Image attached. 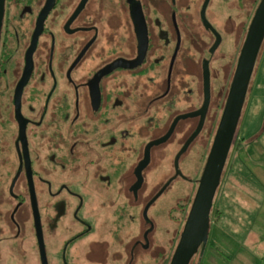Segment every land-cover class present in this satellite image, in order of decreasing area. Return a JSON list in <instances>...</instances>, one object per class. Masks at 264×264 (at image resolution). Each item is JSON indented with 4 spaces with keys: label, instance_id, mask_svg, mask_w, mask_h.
Here are the masks:
<instances>
[{
    "label": "flooded vegetation",
    "instance_id": "flooded-vegetation-1",
    "mask_svg": "<svg viewBox=\"0 0 264 264\" xmlns=\"http://www.w3.org/2000/svg\"><path fill=\"white\" fill-rule=\"evenodd\" d=\"M258 2L4 0L0 264H166L150 210L189 182L186 219Z\"/></svg>",
    "mask_w": 264,
    "mask_h": 264
},
{
    "label": "rangeland",
    "instance_id": "rangeland-1",
    "mask_svg": "<svg viewBox=\"0 0 264 264\" xmlns=\"http://www.w3.org/2000/svg\"><path fill=\"white\" fill-rule=\"evenodd\" d=\"M249 6V4H245ZM264 43L259 51L256 66L253 70L250 86L246 95L245 102L243 104L242 114L237 126V131L232 142V146L229 149L227 158L224 164L223 174L220 180V186L217 189L216 195L219 194V197L224 194L223 188H225V182L229 179L237 182L236 186L233 188H240L241 195L240 198L234 200L240 201L241 208L239 210L236 206V203L233 204L232 213L235 216L242 213L248 216L249 221L254 220L264 222V194L263 185L264 184ZM192 127V126H190ZM199 139V138H198ZM198 140L194 141L188 149V159L187 163L189 168H193L196 165H199L203 160L204 147L199 148ZM128 160H124V167L128 164ZM231 162V164H230ZM163 166L156 164L155 169L152 172L153 174L158 173ZM121 180V179H120ZM245 181L244 184H239V182ZM189 182L182 181L184 189L179 191L175 188L169 190L166 195L162 196L157 200V204L150 210L157 220L156 222V231L163 238L172 239V247L174 250V245H176L178 234L182 229L184 224V217L181 216V212H173L174 215L170 212V205L173 203V200L184 192L189 187ZM175 186V185H173ZM261 186V187H260ZM122 187V186H121ZM150 188L148 183V189ZM245 189V192L243 190ZM125 189H120V201L125 199ZM245 193V194H244ZM246 194L250 196L246 197ZM216 198V197H215ZM184 200V197L181 198ZM238 203V202H237ZM247 205L245 207V205ZM262 208V209H261ZM132 211V210H130ZM175 211V210H173ZM131 216H134V221L129 224H134L133 229L139 231V210L134 208ZM226 214V212L224 211ZM178 215V217L175 216ZM212 218V210H211ZM214 219V218H213ZM245 222L242 226V229L245 230V224L249 223L247 220L242 218ZM241 224V223H240ZM209 233L207 245L213 239L214 234L211 236ZM128 238V237H127ZM121 245L126 243V239L121 240ZM215 243L214 240H212ZM111 251V249H108ZM202 254L201 249H198L196 253L192 256L189 264H196L197 257ZM206 258V255L203 256ZM170 256L166 259V264L169 261ZM146 258H142L141 262L146 264ZM120 264H125L124 257H120Z\"/></svg>",
    "mask_w": 264,
    "mask_h": 264
},
{
    "label": "water",
    "instance_id": "water-1",
    "mask_svg": "<svg viewBox=\"0 0 264 264\" xmlns=\"http://www.w3.org/2000/svg\"><path fill=\"white\" fill-rule=\"evenodd\" d=\"M4 0H0V25ZM264 38V0H259L240 48L226 101L201 172L186 219L168 264H189L200 248L204 249L210 227L213 197L241 116L248 85ZM208 72H205V101L208 99ZM202 111V110H201ZM189 115L197 112H188ZM203 117V116H202ZM202 117L190 139L201 128ZM165 137V136H164ZM153 140L157 142L158 140Z\"/></svg>",
    "mask_w": 264,
    "mask_h": 264
},
{
    "label": "crops",
    "instance_id": "crops-1",
    "mask_svg": "<svg viewBox=\"0 0 264 264\" xmlns=\"http://www.w3.org/2000/svg\"><path fill=\"white\" fill-rule=\"evenodd\" d=\"M241 183L244 184L245 181L239 182V184ZM236 184L237 182L229 179L225 182L224 194L221 197L219 194L216 195V206L220 212L216 214V219L210 218L209 227V233L214 234L212 240L215 243L212 246H205L198 263L264 264V222L257 220L250 222L245 214L240 213L239 216H235L232 213L231 208H233L234 203L241 210L238 207L241 206V200L237 201L238 203L234 200L240 198L241 195L240 188H233ZM262 185L264 186V184ZM246 197L250 198L247 194ZM242 218L249 222L245 224V230L242 229L245 222ZM205 255L206 258L204 257L203 260Z\"/></svg>",
    "mask_w": 264,
    "mask_h": 264
},
{
    "label": "trees",
    "instance_id": "trees-1",
    "mask_svg": "<svg viewBox=\"0 0 264 264\" xmlns=\"http://www.w3.org/2000/svg\"><path fill=\"white\" fill-rule=\"evenodd\" d=\"M230 164H231V162H230ZM218 212H220L218 209H217V206H216V204H215V206H214V208L212 209V218H215L216 219V214L218 213ZM211 213V212H210ZM211 218V217H210ZM207 242H208V240H207ZM214 243L212 242V239H211V241H210V243L208 244L209 246L211 245H213ZM206 245H207V243H206ZM205 245V246H206ZM175 246V245H174ZM200 249V248H199ZM204 249H205V247H204ZM204 249L203 250H201L202 251V253H203V251H204ZM202 256V254H200L199 255V258L197 257V261H196V264H201V263H198L199 262V259H200V257Z\"/></svg>",
    "mask_w": 264,
    "mask_h": 264
}]
</instances>
